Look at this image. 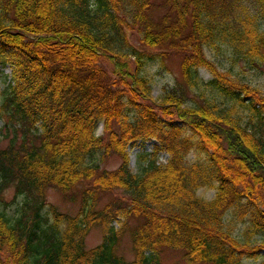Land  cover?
<instances>
[{"label": "trees", "instance_id": "16d2710c", "mask_svg": "<svg viewBox=\"0 0 264 264\" xmlns=\"http://www.w3.org/2000/svg\"><path fill=\"white\" fill-rule=\"evenodd\" d=\"M222 50L235 68L213 59ZM169 53L182 79L155 98L146 71ZM263 63L264 0H0V264H161L160 249L264 264V93L244 80ZM146 141L134 173L127 148ZM86 183L77 215L46 201ZM102 190L122 196L98 211ZM137 217L131 262L119 222ZM93 225L104 236L89 250Z\"/></svg>", "mask_w": 264, "mask_h": 264}, {"label": "rangeland", "instance_id": "374dc122", "mask_svg": "<svg viewBox=\"0 0 264 264\" xmlns=\"http://www.w3.org/2000/svg\"><path fill=\"white\" fill-rule=\"evenodd\" d=\"M131 40L135 44L136 47L142 48L139 38L137 34H133L131 36ZM156 51V50H155ZM213 59L219 64H222L225 71H228L231 66L233 68L236 67L237 64L233 63L231 59H228V55L222 50L221 53L213 54ZM180 57L176 53H169L165 58H163V63L156 62V64H152L146 74L152 79V85H154L153 96L155 98L160 97L165 89H172L176 87L177 83H180L182 79V73H180ZM244 64V63H243ZM245 66V64H244ZM133 69V65L130 67ZM262 70H251L248 66L245 67L246 73L244 74V80L252 85V87L257 88L261 93H264V63L261 68ZM201 77L205 82H209L212 79V75L209 72L204 70H200ZM11 68H4L0 73V93L3 91L5 87V76L11 75ZM183 93L187 95L186 103H191L194 94L190 91L183 90ZM167 118L171 120H177L180 117L179 114H183L185 109L179 107H170L165 106L163 109ZM162 113V111H161ZM1 124V123H0ZM101 132V129L99 130ZM155 146V142L146 141L138 142L134 146H129L127 148V153L129 154V164L130 169L135 173L139 168V158L145 153H152ZM168 156L164 155L161 158V162L166 163ZM195 155L191 154L189 160L194 161ZM121 157L116 154L109 155L105 161L102 162V168L106 171L112 172V170H117L122 164ZM92 184L86 183L85 185H80L78 189L74 193H63L60 189H49L46 194V201L49 204L56 207L58 210L65 212L67 214L77 215L80 212L81 205V194L85 189H90ZM201 196L206 198L207 200H213L216 196V191L213 190H202L199 193ZM121 193L113 191H101L98 193V203L96 209L98 211H103L107 205L114 203L115 200L121 199ZM4 200L6 203L11 204L15 198V190L11 188L4 194ZM16 209V205H11L9 207L10 211H14ZM144 219L142 217L130 218L129 221L119 222V230L121 231L120 245L117 249V253L123 257L126 261H134L136 259L137 252L134 248V241L132 238V229L133 227H137L138 224L143 222ZM127 222L126 228L123 229L124 224ZM104 232H102V228L98 225H93L90 234L86 239L87 248L89 250L94 249L95 247L102 244ZM160 262L161 264H190L184 260V252L169 250V249H160ZM260 261H248L247 264H257ZM194 264H207V263H194Z\"/></svg>", "mask_w": 264, "mask_h": 264}]
</instances>
